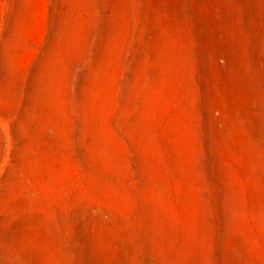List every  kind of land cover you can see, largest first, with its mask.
Instances as JSON below:
<instances>
[{
    "label": "rangeland",
    "instance_id": "rangeland-1",
    "mask_svg": "<svg viewBox=\"0 0 264 264\" xmlns=\"http://www.w3.org/2000/svg\"><path fill=\"white\" fill-rule=\"evenodd\" d=\"M0 264H264V0H0Z\"/></svg>",
    "mask_w": 264,
    "mask_h": 264
}]
</instances>
